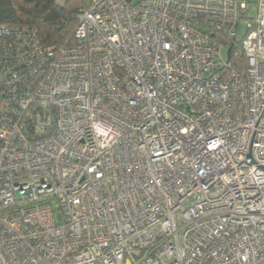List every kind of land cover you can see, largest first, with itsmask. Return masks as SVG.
<instances>
[{
  "label": "built area",
  "instance_id": "obj_1",
  "mask_svg": "<svg viewBox=\"0 0 264 264\" xmlns=\"http://www.w3.org/2000/svg\"><path fill=\"white\" fill-rule=\"evenodd\" d=\"M77 19L0 25V264H264V0Z\"/></svg>",
  "mask_w": 264,
  "mask_h": 264
},
{
  "label": "trees",
  "instance_id": "obj_2",
  "mask_svg": "<svg viewBox=\"0 0 264 264\" xmlns=\"http://www.w3.org/2000/svg\"><path fill=\"white\" fill-rule=\"evenodd\" d=\"M87 2L66 0H0V25L38 29L44 45H70L75 41L77 13Z\"/></svg>",
  "mask_w": 264,
  "mask_h": 264
},
{
  "label": "rangeland",
  "instance_id": "obj_3",
  "mask_svg": "<svg viewBox=\"0 0 264 264\" xmlns=\"http://www.w3.org/2000/svg\"><path fill=\"white\" fill-rule=\"evenodd\" d=\"M81 1L88 2L89 0H81ZM250 1H253L254 2V1H257V0H250ZM252 6H255V4H253ZM251 14L252 15H255V11L254 10L251 11ZM246 29H247L246 23L245 22L241 23L240 24V28H239V32H238L239 38H241L245 34Z\"/></svg>",
  "mask_w": 264,
  "mask_h": 264
}]
</instances>
